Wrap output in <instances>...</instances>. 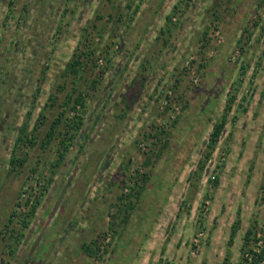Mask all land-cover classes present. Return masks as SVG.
Returning a JSON list of instances; mask_svg holds the SVG:
<instances>
[{
  "label": "rangeland",
  "instance_id": "374dc122",
  "mask_svg": "<svg viewBox=\"0 0 264 264\" xmlns=\"http://www.w3.org/2000/svg\"><path fill=\"white\" fill-rule=\"evenodd\" d=\"M252 227L264 237V0H0V264H239Z\"/></svg>",
  "mask_w": 264,
  "mask_h": 264
},
{
  "label": "trees",
  "instance_id": "16d2710c",
  "mask_svg": "<svg viewBox=\"0 0 264 264\" xmlns=\"http://www.w3.org/2000/svg\"><path fill=\"white\" fill-rule=\"evenodd\" d=\"M91 54H94V52H91L90 54H86L85 52H83L80 55H76L75 59H73L72 62H70L67 65V73L69 75H72L74 78H80V72H81L82 66L85 65L83 63L82 58H83V56H89ZM98 83H99V80L96 79V81L93 82V87H95ZM236 84H237V82L233 83V86H235ZM229 94H230V99L228 100V102L225 106V109L223 110L222 115L217 120V122L213 125L209 140L206 143V150L203 153V157L199 163L201 169H203L206 166L205 163H207L211 159L212 153L214 152L216 145L219 143L220 139L222 138V136L225 133L227 126L229 124L230 114L233 110V106L235 105V102L237 101L236 95H233L232 92H230ZM69 107H70V111L77 112V115L74 116V118L71 120L66 119V124H65L66 133H67V129L69 131H75L77 133L82 129V127L85 124V118L83 115H81L82 113H84L83 111H85L87 109V98H85L84 93H81V92H78L77 90H74L70 95H68L67 100L65 101L64 106H62V108H64V112H65V110ZM64 112L54 122V124L51 125V129L47 132L46 140L43 143L44 146H50L52 144V142L55 140V136H56V132H57L56 128H57V126H59L62 123V120H63L62 116H63ZM67 135H68V139H63L61 141L62 145L64 146V150H66V151H68L69 147L71 146L67 142L73 141V139H71V138H73L74 134L67 133ZM154 137H156V136H154ZM21 140L22 139L18 140V142H20ZM65 143H66V145H64ZM31 144L34 145V143H32V142H31ZM13 152H15V151L13 150ZM63 155H64V153H63ZM61 159H62V156L60 157L59 160H61ZM24 164H25L24 159H17L15 157L12 158V160L10 161V165L12 167L23 166ZM143 177H141L142 180H143ZM146 183H147V176L145 175L144 185ZM136 185H137L136 188H138V184H136ZM136 188H134L135 191H136ZM140 188H141V186H140ZM141 189H143V188H141ZM136 192L138 194L140 193L139 191H136ZM126 199H127L126 197L120 198L119 203L117 205L118 210L122 208L121 206L125 205L124 202ZM134 209H135L134 204L127 205L125 207V210H124L125 215H124V218L122 221L123 224H128V222L131 218V212ZM35 213H36V207H34V209L30 215L35 216L36 215ZM255 230H256V228L252 227L251 229H249L247 231V233L244 237V245H243L242 251H245L246 249H248V247L251 245L252 241L256 238L257 235L254 233ZM95 245H96V241H94L92 243V247ZM92 247H91V245L84 247V251L86 252V254L88 256H91V257L95 255V254H93Z\"/></svg>",
  "mask_w": 264,
  "mask_h": 264
},
{
  "label": "built area",
  "instance_id": "2783aa9c",
  "mask_svg": "<svg viewBox=\"0 0 264 264\" xmlns=\"http://www.w3.org/2000/svg\"><path fill=\"white\" fill-rule=\"evenodd\" d=\"M252 241L242 254L239 264H264V237H258ZM255 242V243H254Z\"/></svg>",
  "mask_w": 264,
  "mask_h": 264
}]
</instances>
